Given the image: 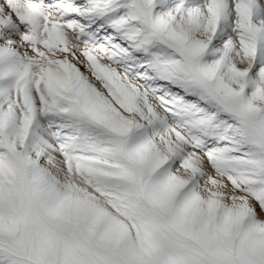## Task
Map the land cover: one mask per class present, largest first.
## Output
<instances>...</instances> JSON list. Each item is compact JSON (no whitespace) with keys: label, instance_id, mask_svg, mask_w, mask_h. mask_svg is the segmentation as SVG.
I'll return each mask as SVG.
<instances>
[{"label":"snow or ice","instance_id":"obj_1","mask_svg":"<svg viewBox=\"0 0 264 264\" xmlns=\"http://www.w3.org/2000/svg\"><path fill=\"white\" fill-rule=\"evenodd\" d=\"M0 264H264V0H0Z\"/></svg>","mask_w":264,"mask_h":264}]
</instances>
